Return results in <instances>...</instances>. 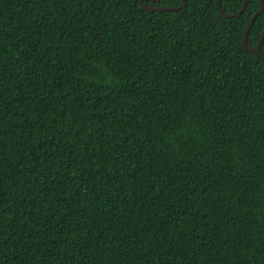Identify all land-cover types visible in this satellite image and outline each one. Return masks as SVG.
Wrapping results in <instances>:
<instances>
[{"label": "trees", "instance_id": "16d2710c", "mask_svg": "<svg viewBox=\"0 0 264 264\" xmlns=\"http://www.w3.org/2000/svg\"><path fill=\"white\" fill-rule=\"evenodd\" d=\"M259 7L0 0V264H264Z\"/></svg>", "mask_w": 264, "mask_h": 264}, {"label": "water", "instance_id": "95a60500", "mask_svg": "<svg viewBox=\"0 0 264 264\" xmlns=\"http://www.w3.org/2000/svg\"><path fill=\"white\" fill-rule=\"evenodd\" d=\"M137 3L139 4V6H141L143 9L145 10H148V11H169V12H173V11H178L180 9H182L186 3V0H181V4L176 7V8H164V7H150L148 5H145L144 3H142L140 0H136ZM151 2L153 3H156L158 2L159 0H150ZM260 1V7L259 9L255 12V14H253V16L250 18L244 32H243V35H242V48L247 51V52H250V53H255L257 52L259 49H260V46H261V43H262V40L264 38V30L259 38V41L257 43V46L256 48H250L247 43H246V38H247V33L252 25V23L254 22L255 18L261 14V12L263 11V1L262 0H259ZM247 5V0H243V3H242V6L240 8V10L236 13H233V14H226L224 13L221 8H220V5H219V0H216V9L219 13L220 16L222 17H226V18H231V17H237L239 16L244 10H245V7Z\"/></svg>", "mask_w": 264, "mask_h": 264}]
</instances>
